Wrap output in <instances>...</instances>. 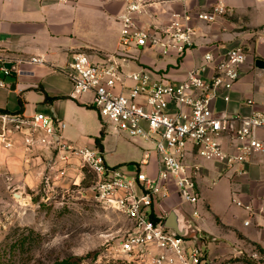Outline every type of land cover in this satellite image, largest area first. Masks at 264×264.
Returning <instances> with one entry per match:
<instances>
[{
    "label": "built area",
    "instance_id": "built-area-1",
    "mask_svg": "<svg viewBox=\"0 0 264 264\" xmlns=\"http://www.w3.org/2000/svg\"><path fill=\"white\" fill-rule=\"evenodd\" d=\"M185 0H124L117 15L119 45L114 51L103 52L98 59L84 51H74L66 67L73 84L72 95L89 94L88 103L103 121L118 135L143 139L154 145L157 169L149 173L144 166L150 163L151 148L134 172L122 166L107 164L98 146L77 147L61 141L65 127L62 120L44 112L28 118L19 113L0 111V145L14 146L17 134L31 150L37 143L52 145L57 156L69 161L79 155L96 175L92 187L95 200L105 208L124 213L132 222L131 228L120 239L116 252L131 264L148 258L150 264H201L203 232L186 238L168 228L165 217L158 211L162 200L175 192L184 202L195 206L201 198L197 179L201 163L195 158L217 161L227 170L242 171L239 166L263 150L260 131L264 130V106L248 115L219 114L212 102L217 98L230 100L229 92L239 81L248 59V50L241 44L222 51L208 50L203 61L188 70L184 79L170 82L165 77H154L150 70L126 72L121 60L136 58L133 48L156 47L163 55L181 58L195 42L194 16L204 21H215L231 13L225 0H217L211 10L194 13L184 8L172 11L166 23L142 24L140 15L156 4ZM2 68L5 57L0 54ZM31 62H44L33 56ZM0 84H4L0 80ZM247 104H255L248 99ZM239 206L253 210L233 198ZM191 220L201 217L197 207L190 212ZM247 220L245 224H249Z\"/></svg>",
    "mask_w": 264,
    "mask_h": 264
},
{
    "label": "crops",
    "instance_id": "crops-1",
    "mask_svg": "<svg viewBox=\"0 0 264 264\" xmlns=\"http://www.w3.org/2000/svg\"><path fill=\"white\" fill-rule=\"evenodd\" d=\"M216 1L156 4L140 15V21L142 24L166 23L172 11L182 12L184 8L193 13L208 11ZM225 1L232 11L215 21L194 16L195 42L183 57L159 53L153 58L146 55L145 48H133L137 57L124 61L125 71L146 68L154 77H165L175 83L203 61L206 51L219 52L243 44L248 50V59L239 81L229 92L230 100L217 98L212 107L215 112L228 115H248L262 108L264 69L256 66L255 61L264 59V0ZM123 6L124 0H0V54L9 69L4 71L0 61V80L4 82L0 84V110L28 118L38 112L52 115L65 123L61 141L80 148L97 146L96 138L104 130L102 150L107 164L122 165L130 174L144 158L145 149L151 148L150 163L144 168L154 174L157 169L154 145L140 138L118 135L105 127L99 112L88 103L89 94L72 95L73 84L65 72L74 51L81 50L98 59L103 52L118 48L116 18ZM33 56H41L44 62H31ZM47 95L57 97L49 100ZM248 99H253L255 104L248 105ZM260 136L264 143V130ZM14 137V146L0 148V180L5 185L24 188L32 183L34 176L44 173L49 163L45 160L54 158L56 148L37 143L27 150L22 135ZM189 156L190 161L199 160ZM57 160L62 162L59 156ZM201 166L197 179L201 198L197 205L182 201L173 192L162 200L160 208L157 206L158 211L166 218L173 208L179 207L190 216L197 207L201 217L196 222L205 237L214 242L232 243L237 252H242L247 243L264 253V148L239 166L242 171L227 170L224 164L211 160H204ZM215 174L219 180L226 178L229 182L226 195L231 197L230 207L223 205L220 198L223 189L215 188L217 181L210 183ZM233 198L252 204L253 210L239 206ZM247 220L249 224H245Z\"/></svg>",
    "mask_w": 264,
    "mask_h": 264
},
{
    "label": "rangeland",
    "instance_id": "rangeland-1",
    "mask_svg": "<svg viewBox=\"0 0 264 264\" xmlns=\"http://www.w3.org/2000/svg\"><path fill=\"white\" fill-rule=\"evenodd\" d=\"M144 52L153 58L160 53L152 46ZM57 154L56 150L52 160H45L49 163L44 173L34 176L27 187L0 180V264H126L116 249L131 228V220L95 200L96 175L79 155L61 162ZM211 177L210 183L215 180V188L223 189V205H233L226 195L228 180H219L216 174ZM200 246L201 264H264V253L251 244L237 252L232 243L204 237ZM131 264L150 263L144 257Z\"/></svg>",
    "mask_w": 264,
    "mask_h": 264
},
{
    "label": "water",
    "instance_id": "water-1",
    "mask_svg": "<svg viewBox=\"0 0 264 264\" xmlns=\"http://www.w3.org/2000/svg\"><path fill=\"white\" fill-rule=\"evenodd\" d=\"M255 63L256 66L264 69V59L257 58ZM16 195L21 196V193L17 192ZM165 223L168 228L175 230L179 235L186 238L196 237V234L201 231V228L191 220V217L179 207H175L170 211Z\"/></svg>",
    "mask_w": 264,
    "mask_h": 264
},
{
    "label": "trees",
    "instance_id": "trees-1",
    "mask_svg": "<svg viewBox=\"0 0 264 264\" xmlns=\"http://www.w3.org/2000/svg\"><path fill=\"white\" fill-rule=\"evenodd\" d=\"M57 96H49V95H47V99H53V98H56ZM0 111H3V112H7V111H5V110H0ZM104 136H105V132H104V130H102L101 131V135L100 136H98L97 138H96V143H97V146L99 147V148H101V149H103V143H102V140L104 139ZM205 237V236H204Z\"/></svg>",
    "mask_w": 264,
    "mask_h": 264
}]
</instances>
